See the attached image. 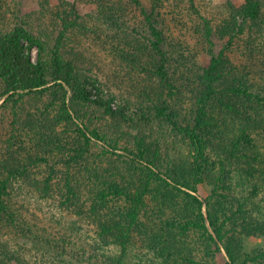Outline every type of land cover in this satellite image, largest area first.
<instances>
[{"label":"trees","instance_id":"trees-1","mask_svg":"<svg viewBox=\"0 0 264 264\" xmlns=\"http://www.w3.org/2000/svg\"><path fill=\"white\" fill-rule=\"evenodd\" d=\"M15 1L0 0V264H264V0L209 18L188 0L192 54L155 7L140 38L105 9L101 76L74 51L73 5L55 32L44 3L33 18ZM120 148L135 160L112 161Z\"/></svg>","mask_w":264,"mask_h":264},{"label":"rangeland","instance_id":"rangeland-1","mask_svg":"<svg viewBox=\"0 0 264 264\" xmlns=\"http://www.w3.org/2000/svg\"><path fill=\"white\" fill-rule=\"evenodd\" d=\"M225 1L231 2L234 6H239L244 0H194L197 10L207 18L210 17L211 13L216 16V11H214L215 7ZM15 2L20 5L18 8L21 9L23 14L33 16V18L40 11V3H44L46 16H38L40 20L37 22L41 24L40 27L55 30V32L60 29L58 27L59 25L53 24L54 21H59L56 13L59 11L61 13H71L67 7L73 5L79 17L78 22L83 26L81 31H76L80 35L81 42L75 45L74 51L84 56V62L87 64L86 67H92V71H94V66H96L97 69L94 73L99 76H101V71L103 70L99 59L107 62V58L104 56L109 51L110 39L105 36L106 32L104 29L106 28L104 26L102 28L98 26L96 17H99L103 10H109L111 7H121L119 15L120 13L124 15L127 21L126 26L129 29H134V35L137 38H140V33L143 35L141 37H146L148 34L140 9L146 13H150L151 9L155 7L154 15L156 17L157 28L163 32L165 39L170 45L182 43V47L189 54L195 51L200 53V47L202 46L197 32L198 20L195 17V13L190 9L188 0H140L143 8L130 5L129 0H16ZM69 19L71 20L72 18L70 17ZM73 32L75 30H72ZM32 56L35 57V50H33ZM197 60L199 64H206V58L203 53L197 56ZM92 92L95 93V91ZM114 92L115 87L110 86L108 90H103V94L107 95L106 97L113 98L111 103L112 109H116L121 104V94L117 92L114 97ZM1 133H4V131H1ZM98 145L100 146L102 144L98 143ZM93 150L98 152L100 149L93 148ZM112 153L115 155L111 156L112 161H118L119 164L125 163L128 158L135 160L123 148L117 149ZM208 195L209 187L199 185L197 190L198 198L202 201ZM44 211H46L45 208ZM83 227L86 229V226ZM261 244L262 242L258 238L245 237L243 239V251L250 254L257 250Z\"/></svg>","mask_w":264,"mask_h":264}]
</instances>
